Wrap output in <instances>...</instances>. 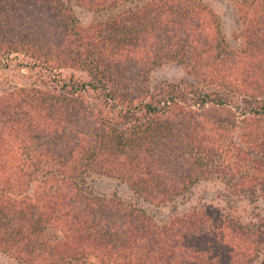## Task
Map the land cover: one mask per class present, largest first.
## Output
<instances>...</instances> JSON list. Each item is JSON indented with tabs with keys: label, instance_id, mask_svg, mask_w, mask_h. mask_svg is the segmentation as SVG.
Returning <instances> with one entry per match:
<instances>
[{
	"label": "trees",
	"instance_id": "16d2710c",
	"mask_svg": "<svg viewBox=\"0 0 264 264\" xmlns=\"http://www.w3.org/2000/svg\"><path fill=\"white\" fill-rule=\"evenodd\" d=\"M230 2L232 43L194 0H0L1 254L18 264L258 258L264 0ZM164 65L181 77L153 82ZM100 178L135 203L95 194ZM200 182L219 185L227 212L180 203ZM158 208L169 214L155 218Z\"/></svg>",
	"mask_w": 264,
	"mask_h": 264
},
{
	"label": "rangeland",
	"instance_id": "374dc122",
	"mask_svg": "<svg viewBox=\"0 0 264 264\" xmlns=\"http://www.w3.org/2000/svg\"><path fill=\"white\" fill-rule=\"evenodd\" d=\"M200 2L214 13L216 20L218 21L221 34L225 40L232 43V32L237 26L236 14L230 0H194ZM76 17L81 25H85L90 20V14L77 10ZM181 77L180 71L173 65H164L158 68L156 71L150 74V79L153 82H170L177 80ZM92 190L97 195L109 196L120 198L125 202L135 203L131 193L118 182H114L108 179L100 178L97 179ZM219 193V185L216 183L200 182L191 188L189 195L186 197V201L180 202L184 206H212L213 209H219L218 213L227 212L228 209L220 204V199L217 197ZM141 206V204H138ZM146 209V208H145ZM214 209V210H215ZM169 208H158L153 213L155 218H160L169 214ZM232 217H235L234 213H231ZM264 218V217H262ZM257 218L252 219L250 222L253 223ZM249 221V220H248ZM261 223H264V219ZM0 264H18L15 260L0 253ZM252 264H264V246L259 252L258 258Z\"/></svg>",
	"mask_w": 264,
	"mask_h": 264
}]
</instances>
